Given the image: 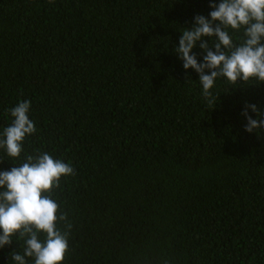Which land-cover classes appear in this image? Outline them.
Returning a JSON list of instances; mask_svg holds the SVG:
<instances>
[{
  "label": "trees",
  "instance_id": "16d2710c",
  "mask_svg": "<svg viewBox=\"0 0 264 264\" xmlns=\"http://www.w3.org/2000/svg\"><path fill=\"white\" fill-rule=\"evenodd\" d=\"M210 3L0 0V136L25 100L37 129L0 171L44 152L73 167L51 192L61 264H264V132L242 115L264 112V83L218 78L209 105L174 51ZM24 247L14 236L0 264Z\"/></svg>",
  "mask_w": 264,
  "mask_h": 264
},
{
  "label": "clouds",
  "instance_id": "9594fccd",
  "mask_svg": "<svg viewBox=\"0 0 264 264\" xmlns=\"http://www.w3.org/2000/svg\"><path fill=\"white\" fill-rule=\"evenodd\" d=\"M209 6L213 9L208 14L210 18L196 15L193 26L183 31L174 51L185 70L193 69L199 75L202 94L211 105L215 97L210 89L218 78L232 84L251 79L264 83V0H220ZM242 27L244 39L237 45L228 29L238 31ZM204 37L210 41L215 38V42L210 46ZM198 42L204 53L202 62L193 52ZM30 106L31 102L25 100L8 110L13 119L0 136V149L11 158L21 156L25 137L37 130L28 115ZM249 110L256 114L255 119ZM242 115L247 121L245 131L264 132V112L256 104H246ZM72 174L70 164L47 152L28 155L19 166L0 171V248L11 245L14 236L24 238L25 244L23 254L11 253L15 264H27L26 258H33L34 264H61L65 259L69 231H62L57 222H66L67 213L60 211L51 192L60 186L61 177ZM65 227L70 230L72 225L66 223ZM39 233L45 234L43 241Z\"/></svg>",
  "mask_w": 264,
  "mask_h": 264
}]
</instances>
